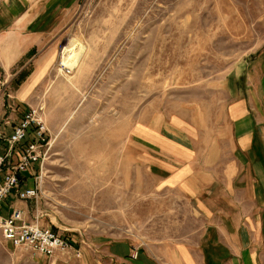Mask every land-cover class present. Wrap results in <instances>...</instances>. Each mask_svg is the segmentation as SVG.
Here are the masks:
<instances>
[{"label": "rangeland", "instance_id": "obj_1", "mask_svg": "<svg viewBox=\"0 0 264 264\" xmlns=\"http://www.w3.org/2000/svg\"><path fill=\"white\" fill-rule=\"evenodd\" d=\"M70 38L86 53L65 74ZM50 45L46 75L20 102L14 83L0 88L3 131L8 116L33 108L49 134L46 159L27 178L40 177L25 221L75 247L102 235L138 248L197 237L203 221L164 178L175 143L200 163L221 145L228 72L264 49V0H78ZM55 256L31 258L0 233V264L70 262Z\"/></svg>", "mask_w": 264, "mask_h": 264}, {"label": "crops", "instance_id": "obj_2", "mask_svg": "<svg viewBox=\"0 0 264 264\" xmlns=\"http://www.w3.org/2000/svg\"><path fill=\"white\" fill-rule=\"evenodd\" d=\"M77 1L0 0V88L14 83L16 101L46 75L53 36ZM27 66L30 73L18 84L14 77ZM226 85L229 102L221 145L213 144L200 163L194 149L175 143V168L164 178L175 188V201L186 200L203 221L198 236L138 248L131 240H107L102 235L90 245L81 242V258L68 264H264V49L234 63ZM2 107L0 98L1 153L10 132L2 130ZM7 118L15 125L22 117ZM29 176H21L20 190L33 187ZM27 203L10 194L0 208V219L13 210L27 212Z\"/></svg>", "mask_w": 264, "mask_h": 264}, {"label": "built area", "instance_id": "obj_3", "mask_svg": "<svg viewBox=\"0 0 264 264\" xmlns=\"http://www.w3.org/2000/svg\"><path fill=\"white\" fill-rule=\"evenodd\" d=\"M59 67L63 73H71V69L61 63ZM4 142L5 151L0 152V208L12 193L20 201L36 200L39 195L36 186L22 190L19 186L21 176L30 174L36 164H42L48 152V129L39 111L33 108L26 110L21 120L11 126ZM33 178L38 182L40 177ZM0 233L4 241L31 258H53L57 254L65 256L66 262L81 258V251L71 240L50 228L41 227L37 222L27 223L19 209L13 210L9 217L0 219ZM132 257H137L136 249Z\"/></svg>", "mask_w": 264, "mask_h": 264}, {"label": "bare ground", "instance_id": "obj_4", "mask_svg": "<svg viewBox=\"0 0 264 264\" xmlns=\"http://www.w3.org/2000/svg\"><path fill=\"white\" fill-rule=\"evenodd\" d=\"M85 53L86 48L81 41L70 38L62 49L60 63L70 69L81 67L85 60Z\"/></svg>", "mask_w": 264, "mask_h": 264}, {"label": "trees", "instance_id": "obj_5", "mask_svg": "<svg viewBox=\"0 0 264 264\" xmlns=\"http://www.w3.org/2000/svg\"><path fill=\"white\" fill-rule=\"evenodd\" d=\"M30 71H22L18 74L17 78V83H21L28 75Z\"/></svg>", "mask_w": 264, "mask_h": 264}]
</instances>
